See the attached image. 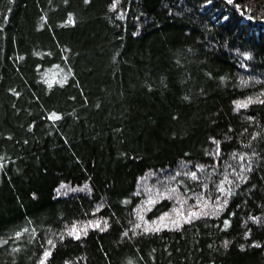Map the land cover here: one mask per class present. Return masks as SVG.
<instances>
[{
    "label": "trees",
    "instance_id": "trees-1",
    "mask_svg": "<svg viewBox=\"0 0 264 264\" xmlns=\"http://www.w3.org/2000/svg\"><path fill=\"white\" fill-rule=\"evenodd\" d=\"M0 264H264V0H0Z\"/></svg>",
    "mask_w": 264,
    "mask_h": 264
}]
</instances>
